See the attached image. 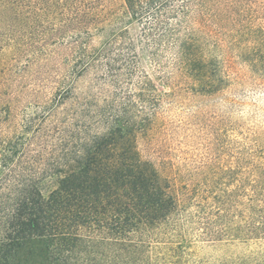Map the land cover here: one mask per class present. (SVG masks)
Wrapping results in <instances>:
<instances>
[{"label": "trees", "instance_id": "1", "mask_svg": "<svg viewBox=\"0 0 264 264\" xmlns=\"http://www.w3.org/2000/svg\"><path fill=\"white\" fill-rule=\"evenodd\" d=\"M108 6L0 0V264H208L191 243L263 242V133L235 150L214 143L180 195L138 138L160 106L143 61L173 87L213 95L231 84L217 49L239 45L264 78V0H122L135 37L108 32ZM220 32L237 37L219 46Z\"/></svg>", "mask_w": 264, "mask_h": 264}, {"label": "rangeland", "instance_id": "2", "mask_svg": "<svg viewBox=\"0 0 264 264\" xmlns=\"http://www.w3.org/2000/svg\"><path fill=\"white\" fill-rule=\"evenodd\" d=\"M122 0H109L111 29L125 28L135 37L139 27L136 23L126 25L122 14ZM262 4V3H261ZM256 6V4H254ZM242 18V25L247 22V15ZM240 24V19H238ZM214 43L220 46L225 39L233 41L235 34L221 32L213 34ZM230 35V37H229ZM217 49L223 66L231 79L230 86L213 95L194 94L187 89L173 87L170 83L152 73V69L143 61L150 73L158 94L160 106L157 110V122L151 132L139 136L138 147L144 159L153 162L164 178H168L180 195V180L184 175L193 173L194 162L206 154L210 146L223 142L229 149L241 146L248 137L251 141L258 139L255 134L264 135V78L248 71L245 61L240 56V47L230 50ZM37 85H47L48 70H39ZM32 81V80H30ZM53 88L48 86V96ZM181 90V91H180ZM16 102V90L13 93ZM19 119L1 126L4 134L13 135L18 131ZM264 146V136H261ZM191 251L208 264H264V241L247 244L232 243L222 247H213L203 242L191 243Z\"/></svg>", "mask_w": 264, "mask_h": 264}]
</instances>
